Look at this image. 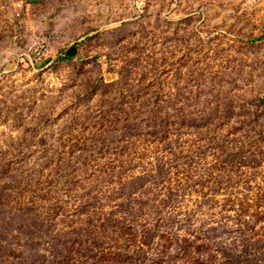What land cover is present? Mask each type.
<instances>
[{
    "label": "rangeland",
    "instance_id": "rangeland-1",
    "mask_svg": "<svg viewBox=\"0 0 264 264\" xmlns=\"http://www.w3.org/2000/svg\"><path fill=\"white\" fill-rule=\"evenodd\" d=\"M42 196L35 263L60 220L168 198L169 264L238 219L264 246V0H0V201Z\"/></svg>",
    "mask_w": 264,
    "mask_h": 264
},
{
    "label": "trees",
    "instance_id": "trees-1",
    "mask_svg": "<svg viewBox=\"0 0 264 264\" xmlns=\"http://www.w3.org/2000/svg\"><path fill=\"white\" fill-rule=\"evenodd\" d=\"M131 138L129 135L121 134L118 136V146L125 148V142ZM108 176L110 175L105 174L104 177ZM95 181L92 180L91 183ZM100 182L101 180L96 181V183ZM119 190L124 191L123 188ZM112 195L114 192H109V196L106 194L102 196L109 200ZM31 200L33 205L24 209H21L18 201L10 200L5 206L0 201V208L3 207L6 210L10 209V205H17V210L5 215L0 214V262L2 264L7 263L6 258L14 260L11 261L13 264H169V258L171 261L175 260L173 259L175 255L166 252L169 245L155 242L156 238L165 241L169 239L171 232L169 231V214H165L166 209H169V198L161 205L157 201L153 202L152 208L148 204L147 212L143 208L136 210L131 203L126 204L125 207L116 206L107 214H95V212L81 214L80 211L77 217L72 216L76 218V221L71 220L66 225L65 221L60 220V231L56 232L52 238V233L49 235V239H52V244L46 249L49 257L44 256L42 260L35 263L28 259L31 258L30 255L23 251L19 250L17 255H12L13 253L9 250L11 247L27 249L29 244L38 245L44 242L43 229L48 228L47 232H52L56 226V211L61 208L56 203L49 208L47 205L49 202L43 196L40 197L39 205L34 204L32 198ZM175 200L170 204L175 203ZM81 208L84 209V207ZM186 218L187 220H183L182 223H190L193 216ZM237 221L234 228H230L229 225H226L227 227L209 225L207 230L202 227L194 230L187 229L189 237L195 236L192 238V245H187V240H181V236L176 234L178 258L183 263L190 264H264L263 241L255 240L251 229L240 224L239 219ZM204 231L220 232L210 235ZM197 233L201 234L197 235ZM53 239H59V242H54ZM22 240L25 244L20 245L19 241ZM210 245L214 248L213 255L211 253L212 260L206 261L204 259ZM152 252H156L154 256Z\"/></svg>",
    "mask_w": 264,
    "mask_h": 264
},
{
    "label": "crops",
    "instance_id": "crops-1",
    "mask_svg": "<svg viewBox=\"0 0 264 264\" xmlns=\"http://www.w3.org/2000/svg\"><path fill=\"white\" fill-rule=\"evenodd\" d=\"M33 1H36V2H38L39 0H33Z\"/></svg>",
    "mask_w": 264,
    "mask_h": 264
}]
</instances>
